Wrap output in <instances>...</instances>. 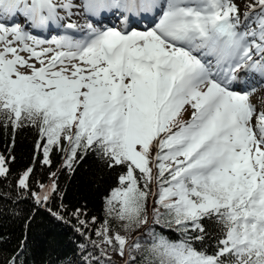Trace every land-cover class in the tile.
Returning a JSON list of instances; mask_svg holds the SVG:
<instances>
[{
	"label": "snow or ice",
	"instance_id": "6c2138e0",
	"mask_svg": "<svg viewBox=\"0 0 264 264\" xmlns=\"http://www.w3.org/2000/svg\"><path fill=\"white\" fill-rule=\"evenodd\" d=\"M244 8L236 0H0V115L14 129H39L44 164L59 148L70 171L89 151L126 169L107 215L125 231L141 228L151 196L152 222L182 237L152 233L146 264H264V109L250 99L264 87V0ZM76 9L157 22L145 31L82 29ZM52 24L86 29V38L42 40L29 31ZM242 70L260 79L233 91ZM7 172L0 156V177ZM41 188L32 193L38 203L57 185ZM208 224L219 230L211 254L203 248ZM96 235L127 253L126 264L142 248L107 220Z\"/></svg>",
	"mask_w": 264,
	"mask_h": 264
},
{
	"label": "trees",
	"instance_id": "16d2710c",
	"mask_svg": "<svg viewBox=\"0 0 264 264\" xmlns=\"http://www.w3.org/2000/svg\"><path fill=\"white\" fill-rule=\"evenodd\" d=\"M38 144H44V140L37 127L14 129L0 115V156L6 158L8 168L0 177V264H126L127 253L121 256L114 252L96 235L106 220L112 232L126 236L129 243L138 240L142 245L140 251L133 250L135 260L130 264H146L152 233L172 240L182 238L171 228L152 222L151 196L149 224L141 228L125 231L121 221L107 215L106 200L120 186L124 167H109L99 153L89 151L70 171L64 166L66 153L59 148L50 152V164H44L43 148H37ZM29 168V187L21 189L19 179ZM53 180L56 191L48 201L38 203L32 193L42 192L41 185L48 186ZM207 227L209 235L203 248L211 254L219 230L212 224ZM194 243L201 247L200 242Z\"/></svg>",
	"mask_w": 264,
	"mask_h": 264
},
{
	"label": "bare ground",
	"instance_id": "6f19581e",
	"mask_svg": "<svg viewBox=\"0 0 264 264\" xmlns=\"http://www.w3.org/2000/svg\"><path fill=\"white\" fill-rule=\"evenodd\" d=\"M76 12L78 13V15H74L72 17L73 22L77 23L78 25L81 26V28L83 29V26L85 25L84 19L82 18V13L79 9H76ZM121 14L124 17H122V20H124L125 22L123 23V21L119 24L117 30L120 31H124L125 30V26L130 27L131 25L135 26V27H139L140 24H144L143 27H154L155 22H157V17H155L152 14H145V13H139V14H131V13H124L121 12L120 10L117 9H113L110 11H105L99 14V16L96 17H92L89 14L88 21L92 22L94 24V26L100 28V29H106L108 27H110V23L114 20L115 15L117 14ZM136 15L138 17H136ZM83 23V24H82ZM123 23V24H122ZM105 24V25H103ZM101 25H103V27H101ZM58 26L55 24H52L49 26V28L47 29H31L32 32H34V34L38 37H42L45 35H48L49 33L52 34H56L55 32L57 31ZM116 29V28H115ZM33 34V35H34ZM76 37L77 38H86V29H84L83 31L77 30L75 32ZM250 71H246V70H242L240 73L237 74L238 78L236 81H234L231 85L230 88L231 90L234 89H238L240 87L245 86L249 87L250 83L253 81V79L258 80L254 77L255 73H249ZM256 75V74H255ZM264 94V93H263ZM261 94L259 97V102L257 101L256 106L258 108V110L264 109V95ZM251 103H254V97L251 99Z\"/></svg>",
	"mask_w": 264,
	"mask_h": 264
},
{
	"label": "rangeland",
	"instance_id": "374dc122",
	"mask_svg": "<svg viewBox=\"0 0 264 264\" xmlns=\"http://www.w3.org/2000/svg\"><path fill=\"white\" fill-rule=\"evenodd\" d=\"M76 2L77 3H79V0H76ZM236 2L238 3V4H240L241 5V10L243 11V10H245V8H244V6L245 5H247L248 3H251L252 2V0H236ZM80 11H81V13H82V18L84 19V22H85V25L87 24V23H92V22H90V21H88V18H91V17H89V15L83 10V9H79ZM76 11V10H75ZM119 14V13H118ZM60 15L61 16H63V15H65L64 14V12H61L60 13ZM122 17H123V15H122ZM122 17H121V20H122ZM136 17H138L137 15H136ZM92 19V18H91ZM122 21H124V20H122ZM83 24V23H82ZM103 25H105V24H103ZM254 26V25H253ZM126 28H129V29H135V26H133V25H131L130 27H127V26H125V29ZM143 28H147V29H150L151 27H143ZM147 29H136V30H127V31H145V30H147ZM76 32V31H75ZM55 35H59V34H55ZM75 36H76V34H75ZM53 37H59V36H50V37H48V38H46V39H42V40H50V39H52ZM79 39V38H78ZM22 55H27L26 53H24V54H22ZM254 77L256 78V79H260V77L258 76V74H254ZM248 89V87H246L245 88V86H243V87H240V88H238V89H232L233 91H237V92H243V91H245V90H247ZM264 93V87H257V90L255 91V93L251 96V98L250 99H252L253 97H254V103H253V105H255L256 106V101L258 102V103H260L259 102V97H260V95L261 94H263ZM264 95V94H263ZM259 96V97H258ZM258 106V105H257ZM256 106V107H257ZM264 108V107H263ZM258 109V108H257ZM190 111V110H189ZM183 118L184 119H188L189 118V116L187 115V114H185L184 116H183Z\"/></svg>",
	"mask_w": 264,
	"mask_h": 264
}]
</instances>
